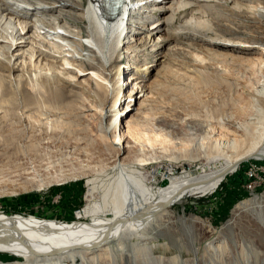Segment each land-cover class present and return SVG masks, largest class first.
Segmentation results:
<instances>
[{"label":"rangeland","instance_id":"1","mask_svg":"<svg viewBox=\"0 0 264 264\" xmlns=\"http://www.w3.org/2000/svg\"><path fill=\"white\" fill-rule=\"evenodd\" d=\"M82 2L85 6L87 0ZM179 2L169 0L153 6L149 1L146 2L148 5L144 3L141 13L145 15L138 16L135 21L147 28L146 31L142 29L143 34L135 39L131 37V41L134 39L132 44L118 48L123 49L119 50L120 76H116L113 82L118 83L123 101L121 114L117 117L120 123L118 133L122 136L120 143L109 135L103 137L109 117L102 120L94 100L87 92H81V87H89L91 94L99 93L101 99L106 97V105L110 106L115 93L109 91L107 94L98 89L94 80L99 79H95L86 64L98 67L102 77L108 76L110 80L116 71L99 68L100 64L89 60V56L80 59L84 64H66L62 52L56 47L45 41L44 45L31 41L40 42L43 37L36 33L31 17L25 21L28 36L24 41L28 42L23 43L20 52L13 54L11 62L19 56L28 61L30 52H34L36 58L40 56L37 61L41 62L50 54L56 58H48L49 61L62 65L57 73L66 69L73 77L59 75L70 85L61 81L58 92L48 80L38 77V73L44 74L39 70L35 71L36 75H25L22 79L17 78L21 73L14 76H9L8 72L0 73V214L73 220L87 204L86 193L90 186L87 182L91 176L65 178L79 175L92 166H112L116 160L115 150L122 151L127 142H134L128 135L129 123H138L151 130L160 129L171 136L172 143H177L175 148L161 151V147H154L153 152L160 157L159 164L173 167L176 175L184 171L194 173L216 154L229 155L231 152L225 147L219 152L214 149L215 141L221 135H225L226 141L239 139L247 142L252 129L246 124L252 116L248 114L252 112L253 89L261 75V67L255 62L264 56V48L256 42L264 40V36L253 38L256 36L253 29H245L246 34L231 31L228 25L236 26L221 18L220 10H205L204 7H211V4L197 5L189 11L187 8L180 10ZM231 6H224V9L230 10ZM31 16L33 21L36 16L41 17L40 21L43 19L39 13ZM12 22L8 21L9 24ZM190 22L194 25L189 26ZM201 23H208V26L197 29L195 26ZM62 25L71 32H78ZM82 29L84 32V25ZM131 30L137 31V26ZM14 48L12 46L11 52ZM130 48L133 49L130 51ZM16 62L20 69L29 65L33 68V64L24 63L22 59ZM132 79L139 81L132 82ZM141 87L152 90L146 96L137 93L127 98L131 91L136 92ZM147 99L149 106L141 114L138 109ZM181 142H189V146L182 147ZM200 143L204 147L198 148ZM193 157L197 160H190ZM162 176L165 174L160 173L158 179ZM254 199L263 208L264 215V160L241 163L233 173L223 177L212 193L189 197L182 206L168 209V214L176 221L181 216L185 223L192 222L190 238L197 248L196 260L205 257L208 264H223L233 257L232 264H264V239L256 235L259 231L255 226V214L241 212L243 203ZM228 226H232L230 232ZM178 227L174 222V232H180ZM228 235L232 236V243ZM153 239L155 241L146 246H153L155 256H177V249L172 247L184 246L180 256L192 260V254L178 237L171 238L172 250L168 240ZM212 246L221 249L208 257L206 250L211 251ZM7 259L8 262H22L21 258L10 254H0V261ZM74 261L80 263L78 259Z\"/></svg>","mask_w":264,"mask_h":264},{"label":"bare ground","instance_id":"2","mask_svg":"<svg viewBox=\"0 0 264 264\" xmlns=\"http://www.w3.org/2000/svg\"><path fill=\"white\" fill-rule=\"evenodd\" d=\"M38 1H41V3L36 0H0V73L8 72L9 76L21 73V75H17V78L22 79L25 75H36L35 71L39 70L44 74L38 73V77L48 80L52 88L58 92L61 81L70 85L68 81L59 76L73 77L70 75V71L63 69L62 72L57 73L62 65L49 61L48 58L55 57L50 56V54L44 56L41 62L37 61L41 57L36 58L34 52H30L28 61L26 58L19 56L17 59L15 58L13 63L11 62L13 54L20 52L23 43L28 42V40L24 41L28 34V29H26L24 23L31 17L30 21L36 26V33L43 39L40 42L33 39L29 40L35 41L39 45H44L43 42L45 41L48 43H46L47 45L56 47L62 52L66 64L73 66L76 62L84 64L81 62L83 56H86V58L89 56V60L94 63L97 62L98 65L100 64L99 68L116 71L110 80L108 76L102 77L98 67L94 68L92 65L86 64L95 79L100 80L93 79L96 87L103 89L107 94H109V91L115 93L110 106L106 105V97L101 99L99 93L93 92L91 94L89 87H81V92H87L94 100L102 120H104V117H109V122L106 124L104 132H102L105 133L103 137L109 135L112 140L117 139V142L120 143L122 136L118 133L120 123L117 121V117L121 114L120 106L123 101L120 97L121 89L118 83L113 82L116 76H120L119 55L121 53L119 54V50L123 51V49L118 50V48L124 44H132L136 36L146 31L147 28L137 23L135 19H138V16L143 17L145 15L141 12L143 7L149 3L143 5L141 2L144 0H137L140 3V7L137 9V12H139L137 13L138 16L133 18L125 13L130 0H124L119 14L113 19L107 20L100 14L101 0H87L85 6L82 2L84 0ZM148 1L153 6L154 3L163 5L169 0ZM190 1L195 6L188 3ZM190 1L180 0L179 9L187 8L191 11L197 8V5L202 7L211 4V7H203L205 10H220L219 15L221 18L236 26V28H232L233 26L228 25L231 31L246 34L245 29L249 31L253 29L256 36L253 37L247 34L248 37L259 38L261 35L264 36V0ZM224 6H231V9H224ZM33 13H39L43 16V19L40 21L39 18L41 17L36 16L35 21H32L31 15ZM216 17H218V14ZM8 21H15L16 23L9 24ZM62 24L77 29L78 32H71ZM82 25L85 28L84 32ZM134 25L137 26V31L131 30ZM188 25L193 26L194 24L190 22ZM206 25L201 23L195 27L201 29L202 26L206 27ZM32 29L34 28L32 27ZM142 29L144 30L142 31ZM38 35L35 34L37 38ZM131 37L134 38L133 42ZM256 43L264 48V40ZM12 46L15 48L11 52ZM18 59H22L24 63L33 64V68L29 65L28 67L22 66L20 69L16 62ZM255 63H258L261 67V75L253 89L252 108H250L252 112L250 111L251 114L247 113L249 117L252 116L247 119L249 123L246 124V127L251 126L253 130L250 129V138H247L246 143H244V140L240 141L239 139L226 141L225 135H221L216 139L214 149L219 152L225 147L230 150L229 155L216 154L209 157L211 159L207 160L194 173L184 171L176 175V172H174L176 170L173 167L160 165L161 163L158 162L160 157L153 152L154 147H161V151H166L165 149L170 147L175 148L177 143L175 145L172 143L171 136L166 132L162 133L160 129L153 128L151 130L148 127H142L138 123H129L128 135L134 142H127L125 149L122 151L120 149L115 150L116 160L112 166L102 165L99 167L92 166L91 169L84 168L85 170H81H84V172L79 175L65 178V180L69 178L72 180L91 176L87 182L90 185L86 193L87 204L81 212L76 214L73 220L61 221L51 218H39L36 215L8 217L3 213L0 214V252L22 259V262H11L10 260L8 262V258L0 261V264H69L71 262L77 264L74 261L75 259L80 261L79 264H208L205 257L201 258L200 261L196 260L197 248L190 238L193 229L192 222L185 223L184 217L181 216L177 221L174 220L168 214L170 212L168 209L176 205L182 206L186 199L194 195L212 193L219 187L223 177L233 173L241 163L251 160H264V56ZM77 67L79 71H83L82 68ZM131 81L136 82L139 80L132 79ZM151 90L150 88L148 90V87H141L136 92L131 91L127 98H132L137 93L146 96ZM148 104L147 99L142 103L138 112L143 114L147 110ZM118 105L117 111L116 106ZM245 133H248V131ZM181 143L182 147L189 146V142ZM202 146L201 143L198 144V148ZM151 147L153 148L148 151L147 148ZM130 155L132 156L131 160L129 159ZM190 160L197 159L193 157ZM150 164H153L152 167H149L150 169L146 171L145 167ZM162 169L166 170L162 171ZM160 173L165 174V176L158 179ZM65 180L63 179V181ZM157 181L158 184H156ZM162 183L164 184L162 185ZM249 202L243 203V211L241 212L248 211L253 215L255 214V226L260 236L256 235L264 239L263 208L256 199ZM171 219L179 226L177 230L180 232H174V222ZM162 222H164V225ZM231 229L232 226H228L227 230L229 232ZM174 236L186 245L187 251L193 256L192 260H184L180 256L184 246L172 247L171 238H174ZM228 236L230 243H232V236ZM153 237L168 240L171 243L170 248L177 249L178 255L174 257L155 256L153 246H146L154 240ZM211 248L212 250L209 252L206 250L208 257H211L212 252L216 254L219 252L218 249H221L213 246ZM232 260L235 259L233 257L227 259L223 264H232ZM245 263H249V261H245Z\"/></svg>","mask_w":264,"mask_h":264},{"label":"water","instance_id":"3","mask_svg":"<svg viewBox=\"0 0 264 264\" xmlns=\"http://www.w3.org/2000/svg\"><path fill=\"white\" fill-rule=\"evenodd\" d=\"M164 183H162V185H163Z\"/></svg>","mask_w":264,"mask_h":264}]
</instances>
